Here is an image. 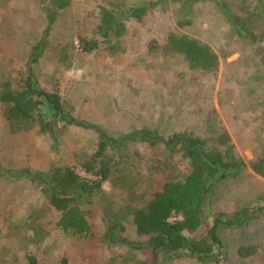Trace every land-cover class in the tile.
<instances>
[{
  "label": "rangeland",
  "instance_id": "rangeland-1",
  "mask_svg": "<svg viewBox=\"0 0 264 264\" xmlns=\"http://www.w3.org/2000/svg\"><path fill=\"white\" fill-rule=\"evenodd\" d=\"M154 1L71 0L46 29L39 0H0V81L9 78L16 83L17 73L30 67L39 86L56 89L75 117L113 137L150 129L163 137L186 133L212 145L223 129L234 153L248 163L264 145V42L237 34L215 0L195 2L187 15L166 0L140 21L126 20L120 50L112 55L107 50L79 48V39L90 37L98 24L99 6L115 2L124 10ZM224 1L254 32L262 30L239 0ZM169 33L208 44L218 57L217 71L204 75L173 53L149 56L151 40ZM39 43L38 60L31 64L29 56ZM96 144L93 130L77 126L52 138L35 131L12 133L0 106V167L6 171L73 165L75 152L91 153ZM106 156H115L116 165L91 205L93 236L87 238L60 229V213L45 203L36 182L0 175V264H23L27 254L42 264H58L63 258L68 264H146L145 250L129 244L106 245L98 237L117 220L124 227V239L141 242L131 209L145 204L164 173L182 178L188 162L178 153L171 156L162 145L152 148L144 142L109 149ZM159 162L165 164L163 169ZM212 190L211 213L229 216L239 208L262 205L264 179L247 166L237 177L217 182ZM200 234L202 230L192 235ZM219 235L223 264H232L236 248L251 242L259 245L255 264H264V211L252 215L244 228L222 229ZM162 264L201 263L183 257Z\"/></svg>",
  "mask_w": 264,
  "mask_h": 264
},
{
  "label": "trees",
  "instance_id": "trees-1",
  "mask_svg": "<svg viewBox=\"0 0 264 264\" xmlns=\"http://www.w3.org/2000/svg\"><path fill=\"white\" fill-rule=\"evenodd\" d=\"M166 0L135 3L123 10L119 4L109 2L98 7V24L90 37L79 39L83 52L107 50L110 55L120 50L121 38L126 33L128 19L140 21L150 10ZM187 15L193 4L203 0H169ZM71 0H39L42 5L47 28L59 11L66 9ZM220 12L228 23L236 28L237 34L252 42H264V0H239L254 19H258L262 30L254 32L248 23L232 14L224 0H215ZM250 21V20H248ZM42 44L35 46L29 56V63L38 60ZM173 53L180 55L190 69L204 75L214 74L218 68V57L206 43L188 35L166 34L162 39H152L147 54ZM264 65V60H263ZM16 83L9 78L0 81V106L2 115L12 133L35 131L42 136L54 137L69 126L93 130L97 135L94 151L80 150L73 154V165H51L45 171L18 169L6 171L0 167V175L9 178L25 177L40 186L45 203L60 213L58 225L64 232H71L79 238L92 237L91 205L94 198L102 193L103 183L115 167V156H105L109 149L121 148L129 143L144 142L150 147L162 145L170 155L178 153L187 160L189 169L178 178L164 173L158 187L148 196L144 205L130 211L135 233L142 239L133 243L124 239V227L117 220L106 225L99 235L106 245L129 244L133 249L145 250L146 264H162L166 260L191 258L201 264H223L221 255L224 248L219 235L222 229H236L247 226L252 215L264 211L262 205L242 207L229 216L211 213L209 205L214 185L228 177H237L248 166L264 179V145L258 155L248 163L238 157L232 148L230 137L225 130L218 131L214 143L186 133H172L163 137L154 130L141 129L123 136L113 137L98 125L87 123L75 117L65 107L56 89L44 90L28 67L19 71ZM264 100V95H263ZM217 130L214 129L212 132ZM120 156V155H119ZM161 163V162H159ZM163 169L165 164L158 165ZM77 170L89 174L84 177ZM9 174V175H8ZM202 230V234L192 235ZM188 234V235H186ZM259 253L257 243H242L235 251L232 264H255ZM23 264H42L32 254H27ZM58 264H68L61 259Z\"/></svg>",
  "mask_w": 264,
  "mask_h": 264
}]
</instances>
